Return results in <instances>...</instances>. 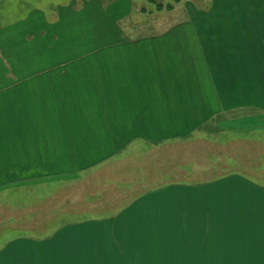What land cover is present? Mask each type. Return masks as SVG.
Returning <instances> with one entry per match:
<instances>
[{
	"label": "crops",
	"instance_id": "obj_1",
	"mask_svg": "<svg viewBox=\"0 0 264 264\" xmlns=\"http://www.w3.org/2000/svg\"><path fill=\"white\" fill-rule=\"evenodd\" d=\"M80 2L0 30L13 60L0 57V221L41 225L33 250L66 264L166 257L190 232L231 249L235 218L264 217V0L142 34L114 16L79 27L101 7ZM25 240L0 259H20Z\"/></svg>",
	"mask_w": 264,
	"mask_h": 264
},
{
	"label": "rangeland",
	"instance_id": "obj_2",
	"mask_svg": "<svg viewBox=\"0 0 264 264\" xmlns=\"http://www.w3.org/2000/svg\"><path fill=\"white\" fill-rule=\"evenodd\" d=\"M71 0H0V30H4L9 25L15 21H18L28 14V11L32 8H39L43 13L45 18L49 22H53L58 18V5L65 4L68 6ZM90 1V0H89ZM101 7L81 10L79 27L87 26H97L99 28H104L105 30V20L113 19L117 17V24L120 29L125 33H149L157 32L161 29L170 25L173 22H180L189 18V13H196L197 11H209L210 15H214L216 10V5L222 2H229V0H97ZM228 5V4H227ZM80 0H76L75 10L78 11L81 7ZM83 7V5H82ZM72 10V11H71ZM67 10L66 17L72 16L73 9ZM223 11V9H220ZM69 12L71 14H69ZM96 14V16H94ZM192 16V15H191ZM114 20V19H113ZM77 25V17L75 19ZM70 22H73L72 20ZM91 24V25H90ZM17 24L11 26L12 28H17ZM78 27V28H79ZM56 31L59 27H55ZM84 32V31H83ZM66 33L72 34V30H67ZM73 40L66 38L67 46H72ZM53 46H59V43H52ZM21 44H19V47ZM17 47V44H16ZM22 47V46H21ZM13 48V47H11ZM56 48V47H55ZM1 50L3 53H1ZM9 47L4 44L2 37L0 38V57L2 54L6 55L3 59L5 64L12 63L10 58ZM264 177H261L262 179ZM16 202L19 198L15 199ZM36 211H34L33 216H36ZM261 214V213H260ZM19 215L17 217L20 218ZM15 217L12 219L14 220ZM5 217L1 218L0 221V251L5 248L13 249L17 245H12L16 242V239L21 236L27 238L26 243L21 246H27V248L22 249L27 252L21 253V258L17 260L14 257H5L0 259V264H29L26 263L25 258L31 257L34 260L33 264H66L63 261L67 259L61 258L65 257L63 251H59L57 248L44 250L40 249L38 251L33 250L37 242H40L44 237L50 234H45V232H30L41 229L39 227L32 226L31 229L25 228H13L9 224H6L3 220ZM241 224L240 225V235L238 238L232 240H224L225 246H231V249L213 247L219 245L214 239L205 238L202 239L203 234L199 232L184 233L187 237L186 241L179 240L174 244L178 246L175 249L169 251L168 256H151L146 255L144 258L137 256V252L133 250L134 258L129 259L132 264H264V217L263 216H249V217H237L235 218ZM228 226V225H227ZM199 229L194 227L193 230ZM249 230H251L249 232ZM257 233H254V232ZM46 235V236H45ZM27 236V237H26ZM183 236V234H179ZM252 236L253 239L250 237ZM57 243L55 244V246ZM38 246V245H37ZM54 246V247H55ZM204 247V248H202ZM203 250V253L201 252ZM61 253V257H60ZM179 254V255H176ZM178 256V257H177ZM39 257V258H38ZM120 261L121 259H109L107 264H117L114 261ZM62 262V263H58ZM125 260L123 258V264ZM121 264V263H119Z\"/></svg>",
	"mask_w": 264,
	"mask_h": 264
},
{
	"label": "trees",
	"instance_id": "obj_3",
	"mask_svg": "<svg viewBox=\"0 0 264 264\" xmlns=\"http://www.w3.org/2000/svg\"><path fill=\"white\" fill-rule=\"evenodd\" d=\"M229 1H232V0H229Z\"/></svg>",
	"mask_w": 264,
	"mask_h": 264
}]
</instances>
